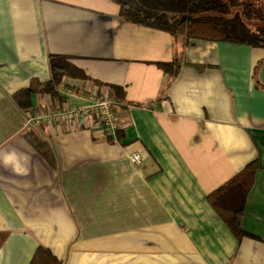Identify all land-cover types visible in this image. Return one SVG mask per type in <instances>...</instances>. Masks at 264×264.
Segmentation results:
<instances>
[{
	"label": "crops",
	"instance_id": "0c3cea01",
	"mask_svg": "<svg viewBox=\"0 0 264 264\" xmlns=\"http://www.w3.org/2000/svg\"><path fill=\"white\" fill-rule=\"evenodd\" d=\"M119 12L114 0H0V264H30L40 245L61 264H264V48ZM52 55L85 77L41 90ZM172 61L169 77L157 63ZM62 86L113 97L117 138L29 122L88 104ZM253 162L238 234L226 218L242 199L215 202Z\"/></svg>",
	"mask_w": 264,
	"mask_h": 264
},
{
	"label": "trees",
	"instance_id": "16d2710c",
	"mask_svg": "<svg viewBox=\"0 0 264 264\" xmlns=\"http://www.w3.org/2000/svg\"><path fill=\"white\" fill-rule=\"evenodd\" d=\"M120 6L122 19L167 31L176 36L201 37L216 41L247 44L264 48V4L261 0H114ZM157 65L169 77L178 73L180 64L158 62ZM51 80L41 89L57 92L64 78H84L83 72L64 55H52L50 59ZM28 88L19 92L16 100L30 105ZM121 92L119 93V95ZM123 98V95H120ZM256 163L234 177L222 188L215 204L227 196L238 195L240 206L227 210V222L238 234H243L241 226L243 201L253 186ZM7 238L0 232V249ZM30 264H61L57 257L43 245L36 250Z\"/></svg>",
	"mask_w": 264,
	"mask_h": 264
},
{
	"label": "built area",
	"instance_id": "2783aa9c",
	"mask_svg": "<svg viewBox=\"0 0 264 264\" xmlns=\"http://www.w3.org/2000/svg\"><path fill=\"white\" fill-rule=\"evenodd\" d=\"M61 93L68 96H80L89 98L88 104L76 106L73 108H58L49 112H37L28 118V121H64L70 122L74 127L87 128L96 126L98 130L106 137L117 138V132L120 124L117 118L116 102L113 97H98L94 94H85L76 91L73 87H63ZM95 116L97 121L90 124V118ZM131 161L138 164L140 155L134 153Z\"/></svg>",
	"mask_w": 264,
	"mask_h": 264
},
{
	"label": "rangeland",
	"instance_id": "374dc122",
	"mask_svg": "<svg viewBox=\"0 0 264 264\" xmlns=\"http://www.w3.org/2000/svg\"><path fill=\"white\" fill-rule=\"evenodd\" d=\"M261 2L264 4V0H261Z\"/></svg>",
	"mask_w": 264,
	"mask_h": 264
}]
</instances>
